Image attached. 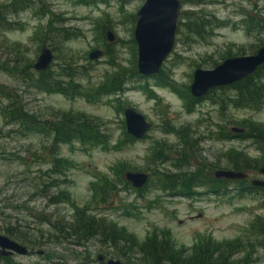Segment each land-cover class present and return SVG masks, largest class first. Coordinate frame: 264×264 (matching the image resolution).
<instances>
[{"label":"rangeland","instance_id":"rangeland-1","mask_svg":"<svg viewBox=\"0 0 264 264\" xmlns=\"http://www.w3.org/2000/svg\"><path fill=\"white\" fill-rule=\"evenodd\" d=\"M7 1L0 0V3ZM143 1L24 0L25 9L11 17L19 28L0 29L1 92L41 119H52L53 115L62 112L94 117L107 139L105 146H81L77 142L58 145L57 157L68 161L71 168L60 176H52L56 179L53 182L56 187H52L53 183H48L49 178L44 175L48 165L40 160L51 159L54 147L50 146V136L45 132L26 134L12 122L7 123L0 111V235L5 236L2 230L16 220V223H21L17 224L18 230L37 235L45 246L52 245L47 240L49 226L35 219L38 214L45 213L49 217L57 214L70 219L74 208H89L87 212L90 215L112 221L138 242H142L151 231H165L175 249L189 253L202 237L215 242L249 238L244 236L248 225L256 218L264 219V190L239 196L236 195L237 186L230 183L225 190L221 189L224 190L222 195L199 188L186 196L177 190L169 193L162 190L158 172L175 174L172 165L170 162L158 164L151 161L152 150L159 145L167 149L186 142V145H195L197 158L204 159L202 162L197 159L190 161L192 168L187 171L196 167L206 170V160L208 163L215 156L220 158L219 163L224 167L223 154L231 150L260 163L263 155L259 145L248 138H236L238 134L232 133L231 129H243L246 133L247 130L239 125L241 121L264 125V106L259 111L222 109L204 97L194 100L188 87L194 69L213 68L212 64L220 63L221 56L227 52L238 56L250 55L255 47L264 43V31L248 30L247 25L249 18L264 21V0H179L178 22L187 23L201 18L202 22L210 25L204 28L209 37L205 41L192 38L183 27L177 34V26L172 51L158 73L140 76L143 79L138 80L130 75L129 70L134 69L137 74L132 33L135 12ZM49 21L55 23L53 30L61 26L74 32L75 37L58 42L50 33ZM107 31L113 38L111 43L105 39ZM41 39L53 54L49 71L56 75L61 68L68 67L67 73L72 81L82 87V96L39 91L20 80L17 73H8L27 61L31 67L42 45ZM15 45L20 54L13 51ZM94 50L102 51V56L89 60L88 54ZM121 72L124 74L121 80L125 81L123 92L93 94L98 86L105 84V87L115 74ZM160 79L169 84L158 85L157 80ZM85 93L90 95L88 99L83 98ZM178 93L186 100H182ZM2 96L0 93V107L8 105ZM126 106L132 107L151 124L150 130L139 141L125 140L123 110ZM182 130L186 131L183 134L186 137L173 134ZM219 131L231 132L232 138L217 140ZM165 155L172 157L174 164L177 162L175 153ZM189 159L194 158L190 156ZM122 164L124 169L119 170L118 166ZM125 172L147 174V182L140 188V193L118 181ZM246 176L247 184L251 180H264L252 171ZM100 178L115 183L114 192L103 204L92 200L91 185ZM42 182L46 184L43 188L40 186ZM58 191L67 193L69 203L47 206L44 192L54 195ZM14 206L22 209H14ZM68 243L62 242L57 248L50 249V253L57 257L52 263L29 254L14 255L9 259L12 264H59L70 256L74 247ZM89 245L93 251L92 258L96 254H104L105 250L96 241ZM39 250L43 251L42 248ZM82 251L81 248L76 249V254ZM242 257L243 254H239L234 259ZM131 261L136 262L135 259ZM66 263L75 261L67 258ZM247 264H264V246H255L250 251Z\"/></svg>","mask_w":264,"mask_h":264},{"label":"trees","instance_id":"trees-1","mask_svg":"<svg viewBox=\"0 0 264 264\" xmlns=\"http://www.w3.org/2000/svg\"><path fill=\"white\" fill-rule=\"evenodd\" d=\"M89 1L92 2V0ZM22 2H24V0H9L5 3H0V29L10 30L12 28H19L17 23L12 22L11 17L25 9L26 5L22 4ZM196 20L197 21L192 22L188 20L187 23L179 21L177 24V34L179 28L183 27L192 35V38L205 41V39L209 37V34L204 31V28L210 25L206 21L202 22L201 18H196ZM54 24L55 23L52 21H49L48 27L50 33L58 42H63L75 37L74 32L68 31L61 26L53 30L52 27ZM247 25L249 26L248 30L256 28L257 31H264V21L262 20H253L249 18ZM41 42L44 44V39H41ZM262 45H264V43L255 47L250 54H254ZM17 49L18 46H13V51L20 54V51H17ZM19 54L18 56L22 59V56ZM234 56L238 55L227 52L221 56L220 60L223 61L226 58ZM212 65L216 66L217 64L214 62ZM30 69V63L27 61L16 70L8 73H17L21 78L20 80L27 82L32 88L39 91L61 94L63 96H74L73 94H75V96H82V87L72 81L71 75L67 73L68 67L61 68L60 73L56 75H53L49 71V68L41 72L31 71ZM129 73L132 76L134 75L138 80L143 79L136 74L134 69H130ZM123 75V72H121V74H115L105 87V84L98 86L93 94L98 96L107 93L114 94L123 92L125 85V81L121 80ZM165 79L168 80L167 78ZM166 80H157V84H169ZM132 82L136 83L137 81ZM172 91L176 92L173 87ZM0 93L8 102V105L0 107V111L7 123L12 122L19 130H23L26 134L28 132H45L50 136V146L52 145L54 147V149H52L51 159L49 161L40 159L43 164L48 165L45 171L46 173H44V175H47V178H49L48 183H53L56 180L52 179V176H60L71 168V164L68 161L57 157L56 152L58 145L77 142L81 146L96 147L105 146L107 144V139L100 128V123L94 117H90L83 113L73 114L62 112L53 115L52 119H41V117L28 113L22 104L14 102L10 96H7L1 92V90ZM178 96L182 100H186L180 93H178ZM89 97L90 95L88 93L83 95L85 99ZM204 98L214 102L222 109L230 107L232 109L259 111L264 106V64L259 66L254 73L238 82L209 90ZM188 99H190V97H188ZM239 125L243 126L247 132L238 134L236 138H248L259 145L260 152L263 155L260 163H257L254 159H250L242 153L231 150L223 154V161L225 162L224 167H221L219 163L220 158L215 156V158L213 157L212 160L210 159L208 163L206 160V170L196 167L193 171H187L192 168L189 166L190 161L193 162L197 159L199 162H202L204 160L196 157L198 150L195 148V145L191 143L186 145L185 142L180 144V146L177 145V147H169L170 149H165L164 146L159 145L152 150L151 161L157 162L158 164L170 162L175 172V174L165 171L158 172L161 177L162 190L169 193L177 190L182 195L186 196L191 194L192 190L199 188L207 189L217 195H222L227 185L231 183L237 186L238 193H236V195L239 196L241 193L263 191L264 188L252 187L250 184H247L245 181L246 178L230 181L215 179L212 176L213 171L218 169L231 170L244 174L252 171V173L257 175L259 174L258 170L264 165V125L252 123L251 121H241ZM182 131H174L173 134H178V136L181 134V136L186 137V135H183L186 131ZM230 133L227 131H219L216 139L229 140L232 138ZM124 137L127 142L134 141L126 134H124ZM169 153H175L177 156V162L175 164L174 161H172V157H167L165 155ZM190 156L194 159H189ZM184 167L185 170H183ZM118 168L122 170L124 169V165H119ZM122 175L118 178V181L125 186H129L128 188L130 189L131 186L123 180ZM40 186L43 188L46 184L42 182ZM52 187H56V185L53 183ZM91 188L94 193L92 198L93 202L103 204L107 202L109 196L114 192L115 183L108 181L107 178H100L91 185ZM141 189H135V191L140 193ZM221 189L224 190L221 191ZM43 196L46 199L47 206L69 203L68 195L64 191H58L54 195L44 192ZM13 208L22 209L21 206H14ZM24 208L27 209L26 207ZM88 209L89 208H82L81 210H76L74 208L73 215L70 219L64 216H58L57 214L49 217L45 213H39V217L35 219L49 226V231H46L47 240L49 239L48 242L53 243L52 245L45 246L44 243L40 242L37 235H28L18 230L17 224L21 225V223H16V220L13 225L8 224L2 232L6 237L25 246L29 250L42 248L44 252L48 253L57 248L56 246H59L62 242H69V245L74 246L70 251V256L66 257V259H62L59 264H67V258L75 261V263L72 264H93V251L90 250L89 245L93 240L105 250V252H103L104 254L101 253V255L119 260L123 264H247L250 258V251L254 250L255 246H264V219L261 218H256L246 228L244 236L249 238L215 242L208 237H202L194 243L189 253H186L187 251L185 252L182 249L174 248L168 232L151 231L142 242H138L132 234L127 233L123 228L117 227L112 221H107L104 218H95L90 215L87 212ZM33 212L36 213L37 210H33ZM30 216L34 217L33 214H30ZM59 218H61V220H59ZM38 236L40 238V233ZM252 237L254 239L250 240ZM85 244L87 245L85 246ZM79 248L83 249V251L76 254V249ZM239 254H243V257L234 259V257ZM132 259H135L136 262H132ZM0 264L12 263L9 257H4L0 258Z\"/></svg>","mask_w":264,"mask_h":264},{"label":"water","instance_id":"water-1","mask_svg":"<svg viewBox=\"0 0 264 264\" xmlns=\"http://www.w3.org/2000/svg\"><path fill=\"white\" fill-rule=\"evenodd\" d=\"M181 4L179 0H144L134 15L133 40L136 46V71L139 76H151L158 73L163 61L171 53L177 22L180 16ZM108 43L113 41L111 33H105ZM102 56V51L94 50L88 54L89 60ZM53 60V54L47 45L42 44L31 69L35 72L45 71ZM264 64V45L254 54L239 55L226 58L211 69L196 68L192 72L191 83L188 87L189 95L193 99L204 97L209 90L224 87L238 82L254 73ZM125 133L134 140H141L151 128L144 117L132 107L123 110ZM232 133L242 134L243 129H231ZM264 178V165L258 170ZM215 179L230 181L246 178V174L231 170L218 169L213 171ZM122 178L132 188H142L148 179L147 174L140 172H125ZM252 187L264 188V180H251ZM41 257L46 263H51L57 257L42 250L28 251L24 246L14 242L6 236L0 235V257L12 255ZM96 264H123L119 260L107 258L103 255L94 257Z\"/></svg>","mask_w":264,"mask_h":264},{"label":"flooded vegetation","instance_id":"flooded-vegetation-1","mask_svg":"<svg viewBox=\"0 0 264 264\" xmlns=\"http://www.w3.org/2000/svg\"><path fill=\"white\" fill-rule=\"evenodd\" d=\"M117 1H119V2H124V0H117ZM0 258H4V257H0ZM9 258H14V255H12V256H10Z\"/></svg>","mask_w":264,"mask_h":264}]
</instances>
